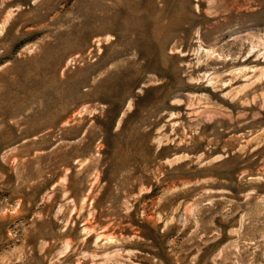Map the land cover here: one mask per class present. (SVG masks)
<instances>
[{"label": "rangeland", "instance_id": "1", "mask_svg": "<svg viewBox=\"0 0 264 264\" xmlns=\"http://www.w3.org/2000/svg\"><path fill=\"white\" fill-rule=\"evenodd\" d=\"M0 264H264V0H0Z\"/></svg>", "mask_w": 264, "mask_h": 264}]
</instances>
